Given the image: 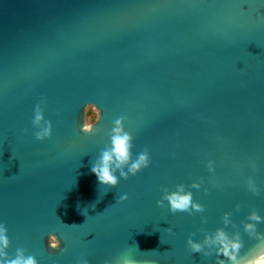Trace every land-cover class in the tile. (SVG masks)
<instances>
[{
	"label": "water",
	"instance_id": "95a60500",
	"mask_svg": "<svg viewBox=\"0 0 264 264\" xmlns=\"http://www.w3.org/2000/svg\"><path fill=\"white\" fill-rule=\"evenodd\" d=\"M88 103L102 109L92 134L80 131ZM37 105L53 126L43 142ZM120 116L133 154L147 145L150 159L109 187L90 168ZM194 180L204 212L157 206L164 187ZM253 209L264 215V0H0V222L10 254L215 264L189 249V234L202 240L231 211L228 230L241 231L247 252L257 241L242 222ZM49 232L66 253L49 248Z\"/></svg>",
	"mask_w": 264,
	"mask_h": 264
},
{
	"label": "clouds",
	"instance_id": "9594fccd",
	"mask_svg": "<svg viewBox=\"0 0 264 264\" xmlns=\"http://www.w3.org/2000/svg\"><path fill=\"white\" fill-rule=\"evenodd\" d=\"M85 123L80 128L81 132L92 134L96 126L102 119V109L96 103H88L85 105ZM127 117L120 116L113 121V127L110 130V144L100 152L95 163L91 165L90 171L95 175L100 185L116 187L120 178H127L128 174L133 175L150 159L149 147L142 145L137 148L135 154L132 152L133 136L132 133L125 128V120ZM32 123L39 128L35 133L37 141L50 140L53 136V126L51 121L45 120L44 113L40 105L34 109ZM255 169L256 165H250ZM206 167L210 173H215L216 162L209 159ZM127 168V171H125ZM117 172L119 175H117ZM215 184L214 178L211 181ZM247 189L254 195L260 194V189L256 181L249 176L245 181ZM219 186V185H217ZM200 181H193L190 186L184 183L175 185L174 190L164 187L162 196L156 201L157 206L167 207L172 213L187 212H204L205 206L194 199L191 189H201ZM205 193L209 191L204 188ZM128 194L122 193L119 200H127ZM238 210L241 205L236 204ZM233 213L226 211L221 216L222 227H216L214 230L201 229L203 231V239L195 240V233H190L187 239V246L193 253H201L205 257L215 255V264H264V232L258 230V225L264 223V215L258 210L250 211L243 223V232L247 233L257 243L247 252L242 253L244 248V240L241 231L231 232L228 226L236 227L232 219ZM208 218L201 216V223L206 224ZM166 232H172V228L165 229ZM49 248L59 249L61 253H66L68 249L63 247V242L56 234L49 232L48 234ZM11 240L9 237L8 226L4 222H0V264H40L35 254H28L26 249L18 247L15 254L9 253ZM76 264H90L88 259H78ZM100 264H139V262L128 255H117L111 258H105Z\"/></svg>",
	"mask_w": 264,
	"mask_h": 264
}]
</instances>
